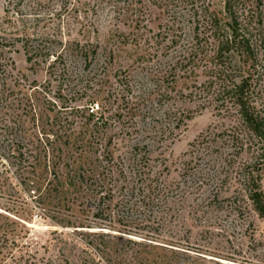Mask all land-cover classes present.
Masks as SVG:
<instances>
[{
	"label": "rangeland",
	"instance_id": "374dc122",
	"mask_svg": "<svg viewBox=\"0 0 264 264\" xmlns=\"http://www.w3.org/2000/svg\"><path fill=\"white\" fill-rule=\"evenodd\" d=\"M185 1L0 0V62L34 95L16 159L0 163L2 264H264V219L243 173L255 149L233 139L238 117L222 110ZM225 1L212 10L221 15ZM26 42L96 55L88 67L67 58L79 77L70 83L46 58L27 63ZM260 90L264 107V78ZM91 109L106 124L87 121ZM67 118L71 143L94 147L124 188L101 206L106 220L55 178L48 150L60 155ZM255 170L264 194V165Z\"/></svg>",
	"mask_w": 264,
	"mask_h": 264
},
{
	"label": "trees",
	"instance_id": "16d2710c",
	"mask_svg": "<svg viewBox=\"0 0 264 264\" xmlns=\"http://www.w3.org/2000/svg\"><path fill=\"white\" fill-rule=\"evenodd\" d=\"M190 1L193 12L191 21L194 23L193 33L196 35L194 38L197 40L196 44L204 41L209 48L207 59L212 66V78L216 85L215 94L222 98L224 104L222 110L233 111L238 117L239 127L231 132H236L233 134V139L239 143L241 149L246 148L248 144H250L249 151L251 148L255 149L254 165L246 166L243 173L253 208L264 219V194L260 187L258 173L255 170L258 163L264 165V107L259 103L260 97L263 95L260 84L264 78L263 0H257L255 3L250 0H226L221 15L212 10L211 0ZM184 3L189 5L188 0ZM76 48L78 49L77 53L72 51L67 55L63 52L53 53L50 49L44 50L40 45H30L28 42L24 44L27 63L33 64L39 58H46V61L50 62V74L57 75L62 68L61 72L65 77L68 76L70 83L74 78L79 82V77L69 72L67 58L79 59L88 67L91 66V57L93 54L96 55V52L89 55L85 46L81 47L77 44ZM6 68L7 66L0 62V163L3 166L6 165L4 161L16 159L14 153L16 151L13 146L20 144L18 137L22 133L20 132L21 125L25 124V108L31 109V111L34 109V95L27 92L30 89L25 91V87L14 81ZM80 81H84V79ZM24 101H27L28 105H25ZM91 105L94 103H90ZM64 108L66 107L62 106V109ZM91 110V112L88 111L87 121L95 119V111ZM95 120L96 125L106 124L101 119L96 118ZM65 123L67 124L63 137L65 143L63 147H59V157L52 151L54 149L48 150V153L51 154L53 170H55V161H58L54 172L55 178L63 187L62 190L73 189L83 195L86 202L91 200L98 202L97 208L99 209L95 218L106 220L101 217L100 213L109 211L110 207L107 205V207L101 208V206H104L109 194L115 195L116 192L121 194L124 188L120 189L119 185H115L118 181H112L113 176L110 170L106 165H102V162L100 164L101 160L94 162L93 155H91L94 147L87 146L84 142L71 143L73 131L69 129L72 122L67 118ZM78 146L81 148L80 152H77L79 151L76 149ZM57 151L59 150L57 149ZM19 154L21 157L25 156L23 152H19ZM41 176H44V173ZM41 176H36V180L33 182L36 187L42 186ZM107 181L109 182L107 183ZM36 190L43 193L40 188ZM8 235L3 234V237ZM2 261L3 259H0V264Z\"/></svg>",
	"mask_w": 264,
	"mask_h": 264
}]
</instances>
